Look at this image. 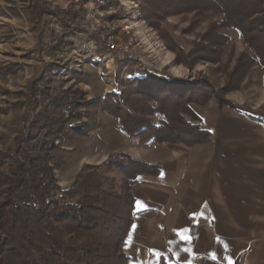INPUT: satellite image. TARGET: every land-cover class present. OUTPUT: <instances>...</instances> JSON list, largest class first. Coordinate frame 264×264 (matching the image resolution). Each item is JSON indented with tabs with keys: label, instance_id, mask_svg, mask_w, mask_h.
Listing matches in <instances>:
<instances>
[{
	"label": "trees",
	"instance_id": "trees-1",
	"mask_svg": "<svg viewBox=\"0 0 264 264\" xmlns=\"http://www.w3.org/2000/svg\"><path fill=\"white\" fill-rule=\"evenodd\" d=\"M33 8L41 18L58 15L66 26L75 28L85 12L73 4L67 9L52 7L48 0H34ZM141 11L156 27L160 18L174 14L222 16L192 50L164 37L173 40L169 47L177 61L188 66L214 59L213 48L223 47L229 39L220 29H238L255 54L242 55L230 76L233 84L228 83L223 92L240 88L252 66H264V0H143ZM124 84L104 101L103 109L118 117L129 137L141 144L209 142L212 133L192 103L207 105L215 97L220 109L236 107L207 80L147 71ZM43 96L32 120L38 125L36 134L27 132L36 125L27 124L13 147L0 148V264H128L123 248L136 209L133 185L141 175H158L162 165L117 152L101 164H86L69 187L61 188L51 162L57 146L48 137L64 134L80 105L64 101L62 95L52 98L45 92ZM44 101L58 112L49 114Z\"/></svg>",
	"mask_w": 264,
	"mask_h": 264
},
{
	"label": "rangeland",
	"instance_id": "rangeland-1",
	"mask_svg": "<svg viewBox=\"0 0 264 264\" xmlns=\"http://www.w3.org/2000/svg\"><path fill=\"white\" fill-rule=\"evenodd\" d=\"M80 1L86 12L85 0ZM49 2L52 7L67 9L73 4L80 8L74 0ZM142 2L115 0L120 9L110 17L119 20L123 28L127 26L129 33L124 30L121 36L124 41H132L134 48L130 53H116L89 34L85 12L79 27L75 28L66 26L58 15L41 18L34 11V0H0V148L7 150L15 131L25 133L26 125L33 124L40 110L36 104L43 101L45 92L52 98L62 95L70 104L76 102L80 105L75 110L78 114L70 119L64 134L48 137L57 146L51 162L55 165L58 184L66 187L59 183V178L65 184L63 176L68 178V172L75 171L79 161L91 162L84 163L81 171L86 164H101L105 153L109 157L114 149H127L129 135L120 119L103 109L104 101L110 94L124 89L128 78L145 76L147 71L190 81L207 80L235 103V108L223 109L215 97L207 105L192 103L193 109L203 118L204 127L205 119H211L215 109L233 110L264 123L263 65L252 66L242 78L240 88L227 93L222 91L230 83V76L242 55L255 54L238 29H220L219 32L227 34L229 39L223 47L213 48L216 51L214 59L199 60L188 66L177 61L176 53L169 47L173 40L164 37L171 36L186 51L192 50L194 44L203 42L201 37L209 32L211 23L220 21L222 16L208 13L207 17L198 18L194 12L174 14L160 18L159 27H156L144 18ZM44 105L49 114L58 112L48 102L44 101ZM37 128L38 125L27 132L34 135ZM61 195L57 192L56 196L60 198ZM127 242L123 249L129 255L128 264H132Z\"/></svg>",
	"mask_w": 264,
	"mask_h": 264
},
{
	"label": "crops",
	"instance_id": "crops-1",
	"mask_svg": "<svg viewBox=\"0 0 264 264\" xmlns=\"http://www.w3.org/2000/svg\"><path fill=\"white\" fill-rule=\"evenodd\" d=\"M205 127L212 133L206 143L141 144L129 137L127 149L112 151L162 165L133 185L132 264H264V123L215 109ZM84 163L91 162L79 161L59 183L69 187Z\"/></svg>",
	"mask_w": 264,
	"mask_h": 264
},
{
	"label": "built area",
	"instance_id": "built-area-1",
	"mask_svg": "<svg viewBox=\"0 0 264 264\" xmlns=\"http://www.w3.org/2000/svg\"><path fill=\"white\" fill-rule=\"evenodd\" d=\"M74 1L78 5L81 3L80 0ZM83 5L86 9L89 34L95 35L97 41L104 44L110 51L116 53L133 51L132 41H124L121 36L124 30L129 31L127 26L123 28L119 20L110 17V14L120 9L115 4V0H85Z\"/></svg>",
	"mask_w": 264,
	"mask_h": 264
}]
</instances>
